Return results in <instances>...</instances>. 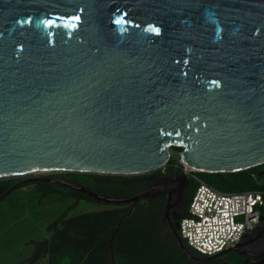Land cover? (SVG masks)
I'll return each instance as SVG.
<instances>
[{
    "label": "water",
    "instance_id": "water-1",
    "mask_svg": "<svg viewBox=\"0 0 264 264\" xmlns=\"http://www.w3.org/2000/svg\"><path fill=\"white\" fill-rule=\"evenodd\" d=\"M172 147L173 174L127 197L41 176L152 174ZM263 164L264 0H0V179L31 177L0 202L38 181L106 205L164 195L200 264L220 255L187 250L173 195L189 172ZM229 252L264 256V223Z\"/></svg>",
    "mask_w": 264,
    "mask_h": 264
},
{
    "label": "trees",
    "instance_id": "trees-1",
    "mask_svg": "<svg viewBox=\"0 0 264 264\" xmlns=\"http://www.w3.org/2000/svg\"><path fill=\"white\" fill-rule=\"evenodd\" d=\"M180 151L181 148L172 147L168 164L153 174L162 178L170 177L174 170L175 156ZM263 170L264 164L231 173L191 172L183 203V215L187 213L198 181L225 193L249 190L264 193V176L257 175ZM182 171L179 168L177 174ZM150 176L61 172L52 174L50 178L63 180L111 198H122L147 189L152 183ZM14 182V179H0V196ZM36 188L42 195H62L74 199L75 203L82 200L95 202L85 194L51 183H40ZM166 201L165 196L158 195L140 200L134 207L131 204L101 203L105 207L100 211L73 217L61 215L48 226L51 233L48 239L32 241L34 252L28 263L37 264L44 258L46 264H112L113 256L114 264H197L183 254L172 231L164 230L162 218ZM184 244L193 256L202 257ZM223 257H227L226 263L221 262ZM244 260V256L229 252L209 263L244 264Z\"/></svg>",
    "mask_w": 264,
    "mask_h": 264
},
{
    "label": "built area",
    "instance_id": "built-area-1",
    "mask_svg": "<svg viewBox=\"0 0 264 264\" xmlns=\"http://www.w3.org/2000/svg\"><path fill=\"white\" fill-rule=\"evenodd\" d=\"M197 183L187 213L179 220L178 234L202 257L225 255L264 223V193H225Z\"/></svg>",
    "mask_w": 264,
    "mask_h": 264
},
{
    "label": "rangeland",
    "instance_id": "rangeland-1",
    "mask_svg": "<svg viewBox=\"0 0 264 264\" xmlns=\"http://www.w3.org/2000/svg\"><path fill=\"white\" fill-rule=\"evenodd\" d=\"M41 176L49 178L52 174ZM104 207L85 200L75 203L74 199L62 195H42L31 186L15 189L0 202V264H29L34 252L32 241L48 239L51 235L48 226L59 216L73 217ZM226 260L227 257H223L221 262ZM37 264H46V259Z\"/></svg>",
    "mask_w": 264,
    "mask_h": 264
},
{
    "label": "flooded vegetation",
    "instance_id": "flooded-vegetation-1",
    "mask_svg": "<svg viewBox=\"0 0 264 264\" xmlns=\"http://www.w3.org/2000/svg\"><path fill=\"white\" fill-rule=\"evenodd\" d=\"M152 177H155L156 180H152ZM31 177H19V178H14L15 182H20V181H23V180H26V179H29ZM166 178H169V177H158L157 175H151L150 176V180H151V184L149 187H151L152 185H156V184H159L161 183L162 181H164ZM40 183H44V182H41V181H38V182H29V183H25L23 186H20L18 188H21V187H25V186H31L32 187V190H37V185L40 184ZM47 183V182H45ZM148 187V188H149ZM187 188V187H186ZM186 188L184 189V192L178 196V195H173L172 199H171V202L173 203V206L171 207V210H170V213L172 212H175L177 214H183V210H184V200H185V193H186ZM158 196V195H157ZM161 196H164V195H161ZM153 198V197H152ZM166 198V196H165ZM167 200V198H166ZM167 203V201H166ZM132 207H134L135 204H131ZM172 222H174V225L172 224ZM175 221L171 220V224L173 226H175ZM162 224L164 225V230L165 232L168 231V229H170V226L168 223H163V218H162ZM171 230V229H170ZM240 256H243V255H240ZM245 257V260H244V264H264V256L258 258V259H255V260H252L250 259L248 256H244ZM211 261V260H210ZM226 263V262H224Z\"/></svg>",
    "mask_w": 264,
    "mask_h": 264
},
{
    "label": "bare ground",
    "instance_id": "bare-ground-1",
    "mask_svg": "<svg viewBox=\"0 0 264 264\" xmlns=\"http://www.w3.org/2000/svg\"><path fill=\"white\" fill-rule=\"evenodd\" d=\"M187 170H189V168H187Z\"/></svg>",
    "mask_w": 264,
    "mask_h": 264
},
{
    "label": "crops",
    "instance_id": "crops-1",
    "mask_svg": "<svg viewBox=\"0 0 264 264\" xmlns=\"http://www.w3.org/2000/svg\"><path fill=\"white\" fill-rule=\"evenodd\" d=\"M44 259V258H43ZM43 259H41V260H43Z\"/></svg>",
    "mask_w": 264,
    "mask_h": 264
}]
</instances>
